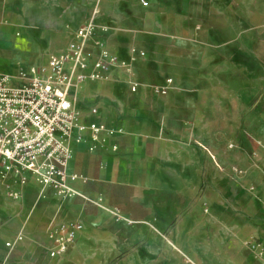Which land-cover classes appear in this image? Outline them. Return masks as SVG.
<instances>
[{
	"label": "crops",
	"instance_id": "obj_1",
	"mask_svg": "<svg viewBox=\"0 0 264 264\" xmlns=\"http://www.w3.org/2000/svg\"><path fill=\"white\" fill-rule=\"evenodd\" d=\"M147 2L0 0L1 73L47 65L91 18L133 59L76 90L85 122L121 130L94 152L72 145L80 196L32 182L18 201L0 181V264H264L247 246L264 245V0ZM61 223L83 229L52 259Z\"/></svg>",
	"mask_w": 264,
	"mask_h": 264
},
{
	"label": "built area",
	"instance_id": "obj_2",
	"mask_svg": "<svg viewBox=\"0 0 264 264\" xmlns=\"http://www.w3.org/2000/svg\"><path fill=\"white\" fill-rule=\"evenodd\" d=\"M138 1L148 6L147 0ZM132 61L107 50L96 38V24L91 18L76 31L67 49L52 55L47 65L23 69L14 75L0 72V181L9 198L19 201L21 194L15 187L32 182L52 189L61 199L80 196L70 182L83 178L68 174L72 145L90 142V152H94L104 148L107 139L121 130L85 122L76 90L87 81L107 80L114 68L127 69ZM154 92L163 95L166 90L158 88ZM90 114L96 115L97 109ZM112 149L116 151L117 145ZM233 171L242 173L237 168ZM82 229L80 223L52 225L46 245L49 256H65ZM13 246V242L6 244L7 248ZM247 246L264 261L261 242L254 240Z\"/></svg>",
	"mask_w": 264,
	"mask_h": 264
},
{
	"label": "rangeland",
	"instance_id": "obj_3",
	"mask_svg": "<svg viewBox=\"0 0 264 264\" xmlns=\"http://www.w3.org/2000/svg\"><path fill=\"white\" fill-rule=\"evenodd\" d=\"M261 42H262V58H263V64L261 66V70H262V76L264 77V25H263V31L261 33ZM254 51H256V50L255 49H252V50L247 49V55H248V53H250V52L252 53ZM32 65L33 64H23V63L21 65H15V66H13V73H11V70L8 67H3V68H5L7 72H9L7 74L14 75V74H17L20 70L26 69ZM245 68L247 70H251L253 72L257 68V66L247 64L245 66ZM262 104H264V90H263V95H262ZM13 248H14V246L12 248H7V249L11 250Z\"/></svg>",
	"mask_w": 264,
	"mask_h": 264
}]
</instances>
